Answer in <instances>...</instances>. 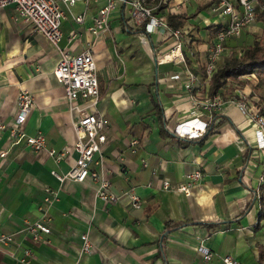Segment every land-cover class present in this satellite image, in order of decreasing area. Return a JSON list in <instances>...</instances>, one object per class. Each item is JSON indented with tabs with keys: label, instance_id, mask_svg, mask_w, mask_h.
<instances>
[{
	"label": "crops",
	"instance_id": "crops-1",
	"mask_svg": "<svg viewBox=\"0 0 264 264\" xmlns=\"http://www.w3.org/2000/svg\"><path fill=\"white\" fill-rule=\"evenodd\" d=\"M106 2L62 4L60 46L72 55L93 50L102 94L97 111L110 121L102 171L121 196L115 205L97 199L98 184L90 178L60 183L53 176L66 174L78 158L65 89L54 76L60 54L13 5L0 12V127H5L0 128V152H9L0 157V230L14 240L1 248L0 264H223V256L263 264L264 152L255 148V124L237 105L227 103L211 119L202 114L210 122L203 138L185 140L173 134L191 116L195 102L210 97L204 71L211 41L223 23L213 12L217 0H157L152 5L156 14L182 22V64L159 62L174 40L145 32L124 2H117L108 32L90 34ZM82 14L86 17L79 24L75 18ZM263 35L264 13L259 12L253 25L227 42L217 69ZM188 71L200 79L191 91L185 87ZM176 75L180 79H173ZM238 91L264 114V85L256 75L230 81L220 95L229 100ZM22 92L33 96L35 106L21 130L28 136L43 132L44 151L25 143L13 147L11 130ZM134 140L139 142L136 148ZM49 150L58 155L68 150V155L58 162ZM197 170L204 180L192 196L163 189L165 180L177 186ZM48 191L56 195L52 204L44 205ZM130 195L139 197L140 209ZM45 213L52 232L34 240L24 224ZM85 233L92 243L90 255L81 253ZM201 243L215 255L210 263L197 251Z\"/></svg>",
	"mask_w": 264,
	"mask_h": 264
},
{
	"label": "built area",
	"instance_id": "built-area-1",
	"mask_svg": "<svg viewBox=\"0 0 264 264\" xmlns=\"http://www.w3.org/2000/svg\"><path fill=\"white\" fill-rule=\"evenodd\" d=\"M80 1L88 6L93 0H0V12L6 7L13 5L17 15L25 23L31 25L36 32L43 35L60 54V62L54 70V76L65 89L73 128L77 136L74 150L78 154V158L75 166L66 174L60 175L57 172H53V176L60 183L66 181L83 183L90 178L98 184L97 199L106 205H115L120 201L121 196L115 194L112 182L102 171L105 160L102 147L108 140L107 131L110 127V121L97 111L102 94L93 50L89 47L79 55H72L60 46L63 38L62 24L65 20L62 4L72 7ZM118 1L130 6L133 21L138 25L145 26L148 34L157 33L174 40V46L159 56V62L186 63L184 54L185 32L182 29H172L167 17L156 14L157 8L152 5L157 0H107L99 11V15L94 19L92 26L88 29L90 34L94 37H99L109 31L110 16L116 9ZM217 2L213 12L223 19V23L221 30L214 36L210 44L208 62L205 66L206 82L210 81L217 70V63L226 50L227 42L238 38L246 28L253 25L259 12L264 13V0H217ZM85 17L86 14L79 15L75 18V21L81 24L84 22ZM74 37H76L75 34L73 35ZM187 77L188 81L185 87L191 91L199 83L200 79L191 71L187 72ZM173 79H180V75H176ZM236 96L226 100L218 95L195 102V110L191 116L178 123L173 130V134L185 140L201 139L210 126V122L204 120L202 114L208 115L211 119L227 103H230L237 105L241 113L255 124V148L257 151L264 152L263 109L261 106L251 103L249 98L239 91ZM34 106V98L29 92H22L19 95L18 114L15 119V128L11 130V135L14 138L13 147L25 143L32 150L40 152L46 149V135L43 132H39L35 136H28L21 130ZM0 128L4 129L5 127L1 126ZM138 145V141L134 140L132 142L134 148ZM8 154V151H2L0 152V157L6 158ZM48 154L59 162L68 155V150L59 155L55 150H49ZM203 180L204 174L197 170L186 175L185 181L177 186L165 180L163 189L176 191L186 197H190ZM47 193L48 195L44 198V205L52 204L56 195L50 191ZM130 198L132 205L140 209L141 201L139 197L130 195ZM2 214L3 212L0 211V219ZM24 229L33 236L34 240H39L42 234L49 235L52 232L46 213L43 218L36 222L26 221ZM81 240V253L90 255L92 253V243L89 234H83ZM13 243V237L0 230V250L3 246H9ZM197 251L207 263H210L215 258V255L204 243L197 247ZM220 260L223 264H243L231 256L220 257Z\"/></svg>",
	"mask_w": 264,
	"mask_h": 264
},
{
	"label": "trees",
	"instance_id": "trees-1",
	"mask_svg": "<svg viewBox=\"0 0 264 264\" xmlns=\"http://www.w3.org/2000/svg\"><path fill=\"white\" fill-rule=\"evenodd\" d=\"M168 21L172 29L176 30L182 28V22L179 21V17L170 15L168 16ZM220 30L221 28H218L215 31V35ZM252 75H256L259 79V84L264 85V35L261 38L256 39L253 44L244 47L241 56L231 57L225 65L218 68L214 72L212 78L209 81V96L213 98L220 95L221 89L230 81H236ZM204 77L206 78L205 71ZM155 109L157 110L159 117L163 118V111L158 104L156 105ZM208 131L206 134H208ZM261 201V217H264V197L261 198ZM261 260L264 264V257H262Z\"/></svg>",
	"mask_w": 264,
	"mask_h": 264
},
{
	"label": "rangeland",
	"instance_id": "rangeland-1",
	"mask_svg": "<svg viewBox=\"0 0 264 264\" xmlns=\"http://www.w3.org/2000/svg\"><path fill=\"white\" fill-rule=\"evenodd\" d=\"M184 45H185V41H184ZM264 204V203H263Z\"/></svg>",
	"mask_w": 264,
	"mask_h": 264
}]
</instances>
